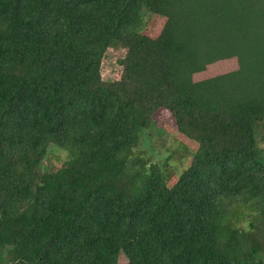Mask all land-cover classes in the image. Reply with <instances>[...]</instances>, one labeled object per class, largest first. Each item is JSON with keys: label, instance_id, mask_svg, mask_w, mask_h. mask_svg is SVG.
I'll return each instance as SVG.
<instances>
[{"label": "trees", "instance_id": "trees-1", "mask_svg": "<svg viewBox=\"0 0 264 264\" xmlns=\"http://www.w3.org/2000/svg\"><path fill=\"white\" fill-rule=\"evenodd\" d=\"M160 109L198 145L179 172L144 156ZM121 257L264 264V0H0V264Z\"/></svg>", "mask_w": 264, "mask_h": 264}, {"label": "rangeland", "instance_id": "rangeland-1", "mask_svg": "<svg viewBox=\"0 0 264 264\" xmlns=\"http://www.w3.org/2000/svg\"><path fill=\"white\" fill-rule=\"evenodd\" d=\"M165 23L166 18L154 12L142 10L140 34L150 38H156L161 33ZM126 54L127 51L125 49L108 50L103 60L101 69L102 77L105 80L120 79L122 74L120 61L126 56ZM237 69L238 61L236 58L218 61L209 65L205 68V70L195 74L194 81H202L218 75L233 72ZM152 118L155 128L151 130L150 139L143 136L146 140V147H143V151L145 152L144 156L149 154H147L146 151L151 152L153 149L155 152L152 151L151 153L157 159H162V162L169 160L172 166L170 169H172L173 172H179L185 167L184 165L186 164L185 162L187 159L188 162H190L192 156L198 148V145L196 142L189 140L178 131L175 119L169 111L160 109L153 115ZM186 153L187 157H184ZM59 158L61 161L64 160L65 154L59 150L52 151L43 162L42 167L47 171L60 167L61 161H57ZM157 159L155 160L157 161ZM172 171L170 172L173 173ZM176 180L177 178L174 177L172 181L169 182V186H172ZM120 264H125V258L121 257Z\"/></svg>", "mask_w": 264, "mask_h": 264}]
</instances>
